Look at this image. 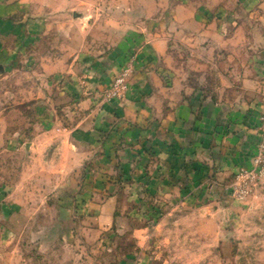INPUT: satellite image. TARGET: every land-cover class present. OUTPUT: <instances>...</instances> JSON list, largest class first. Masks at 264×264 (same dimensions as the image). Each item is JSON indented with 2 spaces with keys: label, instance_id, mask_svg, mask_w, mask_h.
<instances>
[{
  "label": "crops",
  "instance_id": "0c3cea01",
  "mask_svg": "<svg viewBox=\"0 0 264 264\" xmlns=\"http://www.w3.org/2000/svg\"><path fill=\"white\" fill-rule=\"evenodd\" d=\"M96 1L0 0V31L13 36L12 45L0 41V63L12 55L15 71L27 64L29 101L42 114L31 150L57 145L62 173L88 164L79 197L95 223H114L121 193L141 203L134 211L195 205L252 169L264 109V0H108L116 9L107 32L119 35L96 36L93 48L106 51L89 53L98 20L88 18L102 16L87 12ZM46 38L64 39L53 46L58 56L37 51L49 48ZM185 48L207 66V88L189 83ZM127 64L125 95L108 100Z\"/></svg>",
  "mask_w": 264,
  "mask_h": 264
},
{
  "label": "rangeland",
  "instance_id": "374dc122",
  "mask_svg": "<svg viewBox=\"0 0 264 264\" xmlns=\"http://www.w3.org/2000/svg\"><path fill=\"white\" fill-rule=\"evenodd\" d=\"M97 8L102 16L88 18L98 21L84 52L106 51L93 48L96 36L116 40L119 35L107 32L114 19L109 10L116 8L97 0L87 12ZM2 33L0 41L12 45V33ZM44 40L52 41L49 48L46 43L37 51L58 56L61 49L53 46L64 39ZM180 53L189 62V83L207 88V66L189 60L199 53L186 48ZM5 58L0 63V264H264V169L239 171L195 205H160L154 212L134 211L141 203L121 193L114 223L98 226L79 197L88 164L78 175L62 173L57 145L31 150L33 123L42 115L29 101L34 79L27 64L17 72L12 55Z\"/></svg>",
  "mask_w": 264,
  "mask_h": 264
},
{
  "label": "built area",
  "instance_id": "2783aa9c",
  "mask_svg": "<svg viewBox=\"0 0 264 264\" xmlns=\"http://www.w3.org/2000/svg\"><path fill=\"white\" fill-rule=\"evenodd\" d=\"M131 75V65L127 64L121 67L118 74L110 83L109 87L105 90V97L108 100L121 99L125 95V92L129 86V80ZM262 137L257 144V152L253 159V168L248 170L242 168L240 173L252 174L255 170L264 169V114L261 116Z\"/></svg>",
  "mask_w": 264,
  "mask_h": 264
}]
</instances>
